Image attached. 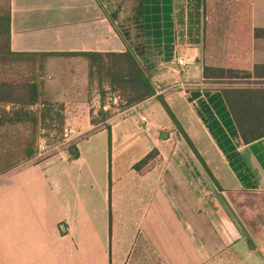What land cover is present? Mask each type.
I'll use <instances>...</instances> for the list:
<instances>
[{
  "label": "crops",
  "instance_id": "0c3cea01",
  "mask_svg": "<svg viewBox=\"0 0 264 264\" xmlns=\"http://www.w3.org/2000/svg\"><path fill=\"white\" fill-rule=\"evenodd\" d=\"M242 1L251 30H264V0H10L11 51L38 56L42 102L76 113L80 133L77 159L64 148L0 176V264H121L113 243L140 237L170 264H264L223 201L264 194V138L245 145L226 86L203 77L205 65L227 66L231 8ZM126 50L156 96L124 111L104 105L113 115L94 126L101 99L81 54ZM248 55L262 67L253 80L264 81V38H252Z\"/></svg>",
  "mask_w": 264,
  "mask_h": 264
},
{
  "label": "trees",
  "instance_id": "16d2710c",
  "mask_svg": "<svg viewBox=\"0 0 264 264\" xmlns=\"http://www.w3.org/2000/svg\"><path fill=\"white\" fill-rule=\"evenodd\" d=\"M10 25V0H0V130H9L0 136V176L26 162L40 163L47 159L37 158L40 142L44 140L46 145H51L53 133L61 139L64 126L62 105L41 100L43 66L38 56L11 51ZM252 38H264V30H251V6L248 1L234 2L230 16L228 64L225 68L203 67L206 82L226 86L222 94L245 145L264 138V81L253 80V77L259 76L262 67L250 65L248 53ZM81 55L88 61L90 86H96L101 99L100 110L96 115L92 113V125H104L112 117L111 111L103 109L108 95L119 98L115 107L119 111L156 96L153 83L132 51ZM157 99L176 125L178 133L195 151L163 98L157 96ZM107 129L110 132L109 127ZM65 149L72 160L79 157L74 143ZM156 155L157 152L153 151L134 169L144 171ZM201 163L217 184L205 162L201 160Z\"/></svg>",
  "mask_w": 264,
  "mask_h": 264
},
{
  "label": "rangeland",
  "instance_id": "374dc122",
  "mask_svg": "<svg viewBox=\"0 0 264 264\" xmlns=\"http://www.w3.org/2000/svg\"><path fill=\"white\" fill-rule=\"evenodd\" d=\"M234 87L243 86L235 85ZM62 116L64 117L63 110ZM7 132H9V130H3L2 132L1 129L0 136L2 133L6 134ZM52 137L53 143L51 145H46L47 143H45L44 140L40 142L37 158H48L52 154L64 150V148L74 141L64 143L63 136L59 139L60 137L57 138L58 136H54V133ZM223 201L226 206L227 214L244 232L247 243L253 245L255 249H258L264 259V194L234 192L226 195ZM126 243L127 242L116 241L113 243L111 249L114 255L117 252L123 254L122 256L119 255V260L122 262L121 264H170V258L160 255L154 241H148L140 237L136 242H130L128 246L124 245Z\"/></svg>",
  "mask_w": 264,
  "mask_h": 264
},
{
  "label": "built area",
  "instance_id": "2783aa9c",
  "mask_svg": "<svg viewBox=\"0 0 264 264\" xmlns=\"http://www.w3.org/2000/svg\"><path fill=\"white\" fill-rule=\"evenodd\" d=\"M177 64L179 66V69H180V72H185L187 67H188V63L184 60V59H178L177 60ZM119 102V98L118 97H115V96H108L107 99H106V104H105V108H108L110 109L112 106L116 107L117 104ZM110 105H112L110 107ZM64 113V123H65V126H64V129H63V142L64 143H69L73 140H75L76 138L79 137V130L74 127L72 124H71V121L70 119L72 118L73 115H75L76 113H72V112H68L67 110L63 111ZM143 121H145L146 119L142 118Z\"/></svg>",
  "mask_w": 264,
  "mask_h": 264
},
{
  "label": "water",
  "instance_id": "95a60500",
  "mask_svg": "<svg viewBox=\"0 0 264 264\" xmlns=\"http://www.w3.org/2000/svg\"><path fill=\"white\" fill-rule=\"evenodd\" d=\"M251 246H253V245H251Z\"/></svg>",
  "mask_w": 264,
  "mask_h": 264
}]
</instances>
